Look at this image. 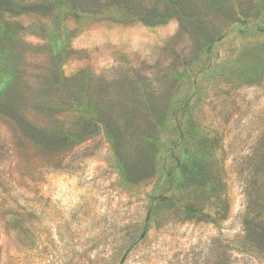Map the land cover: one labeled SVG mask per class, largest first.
Listing matches in <instances>:
<instances>
[{"label": "rangeland", "instance_id": "1", "mask_svg": "<svg viewBox=\"0 0 264 264\" xmlns=\"http://www.w3.org/2000/svg\"><path fill=\"white\" fill-rule=\"evenodd\" d=\"M19 5L0 15V264H264L242 224L264 0ZM166 195L178 209L150 208Z\"/></svg>", "mask_w": 264, "mask_h": 264}, {"label": "trees", "instance_id": "2", "mask_svg": "<svg viewBox=\"0 0 264 264\" xmlns=\"http://www.w3.org/2000/svg\"><path fill=\"white\" fill-rule=\"evenodd\" d=\"M22 1L24 0H0V15L2 13H12L13 15H16L24 10H27L30 5H19ZM113 1L120 5V2H125L126 0ZM45 144V146H49L48 141H46ZM181 167L182 168L180 170L184 174L185 167L184 165ZM253 168V171H255L253 176L255 177L252 176L251 180H246L248 203L242 219V224L244 225L245 239L247 241L246 247L254 250L257 254L264 257V178L261 181H258L256 178L259 177L260 174H264V161L259 160V162H255ZM190 169L191 170L188 172L190 175L189 177H192L194 180L196 177L201 181L204 176V168H202L201 162H194ZM200 184L203 186L202 182ZM150 208H155V212L157 213L159 210L162 211L165 208L178 209V205L175 203L174 198L166 195L159 197L157 205L154 207L150 206ZM182 209L185 220L208 222L214 220L215 218L224 219L227 215L226 211H221L222 208L216 204L212 209H207L203 205L186 203L182 206ZM223 211H225V213H223ZM246 247L244 248L247 250L248 248Z\"/></svg>", "mask_w": 264, "mask_h": 264}]
</instances>
